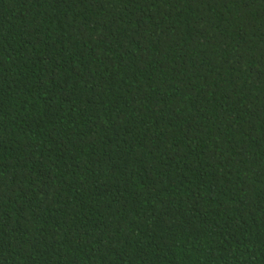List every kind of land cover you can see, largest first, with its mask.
<instances>
[{
	"label": "trees",
	"instance_id": "16d2710c",
	"mask_svg": "<svg viewBox=\"0 0 264 264\" xmlns=\"http://www.w3.org/2000/svg\"><path fill=\"white\" fill-rule=\"evenodd\" d=\"M0 264H264V0H0Z\"/></svg>",
	"mask_w": 264,
	"mask_h": 264
}]
</instances>
